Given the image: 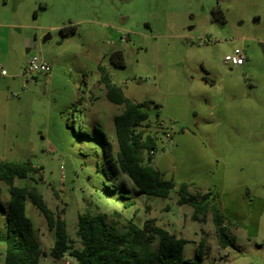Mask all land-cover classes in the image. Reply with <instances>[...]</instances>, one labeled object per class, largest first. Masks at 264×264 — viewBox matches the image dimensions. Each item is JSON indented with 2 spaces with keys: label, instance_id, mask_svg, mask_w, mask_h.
<instances>
[{
  "label": "rangeland",
  "instance_id": "obj_1",
  "mask_svg": "<svg viewBox=\"0 0 264 264\" xmlns=\"http://www.w3.org/2000/svg\"><path fill=\"white\" fill-rule=\"evenodd\" d=\"M261 43L264 0H0V163H30L35 173L14 186L34 187L76 247L77 216L106 214L119 230L152 220L186 240L185 261L202 243L203 264H264ZM235 50L242 67L229 64ZM34 57L49 73L25 75ZM104 75L130 102L159 106L136 131L153 139L149 164L176 186L168 198L138 192L120 172L108 178L97 132L114 156L113 119L125 107L106 100ZM183 183L197 203L217 204L233 246L220 247L210 214L196 222L178 205ZM0 201L6 209L1 181ZM25 215L44 253L38 264H76L51 258L55 236L29 202ZM5 223L0 211L3 235ZM4 254L0 243V264Z\"/></svg>",
  "mask_w": 264,
  "mask_h": 264
},
{
  "label": "trees",
  "instance_id": "obj_2",
  "mask_svg": "<svg viewBox=\"0 0 264 264\" xmlns=\"http://www.w3.org/2000/svg\"><path fill=\"white\" fill-rule=\"evenodd\" d=\"M105 86L106 100L117 106L124 105V110L114 117L113 124L118 150L110 156L111 144L105 134L99 130L98 137L108 169V178L118 174L125 175L138 192L158 199H166L174 192L176 186L171 180L164 179L163 174L153 168L149 162L155 149L152 138L142 139L136 129L148 120L145 109L159 106L151 101L132 103L127 100L123 91L112 84L107 75L100 79ZM148 153L143 159V153ZM146 161V162H145ZM35 173L29 162L0 163V181L8 187L9 201L5 209L0 201V211L5 215V234L0 233V243L5 246L3 264H38L44 255L35 237L31 221L25 215V205L32 204L44 217L47 229L53 232L55 241L50 249L54 260L65 257L76 264H203L204 247L200 243L193 261L182 258L183 248L187 241L157 227L152 220H147L142 227L131 221L119 230L108 222L106 214L89 213L77 216L75 238L66 232L65 223L59 216L54 217L45 205L41 195L34 187H15L14 181L26 180ZM109 188L117 190L113 183ZM178 205H188L193 209L192 220L202 221L207 214L211 215L216 237L221 248L234 245L226 233L224 224L227 219L220 213L215 202L197 203V196L188 191L189 184L177 187ZM122 189H124L122 187ZM206 199V196H203ZM117 215V214H115ZM151 244H155L152 248Z\"/></svg>",
  "mask_w": 264,
  "mask_h": 264
},
{
  "label": "built area",
  "instance_id": "obj_3",
  "mask_svg": "<svg viewBox=\"0 0 264 264\" xmlns=\"http://www.w3.org/2000/svg\"><path fill=\"white\" fill-rule=\"evenodd\" d=\"M245 58L241 51L235 50L231 58L229 59V64L233 67H242L244 65ZM50 63L47 61H38L37 58H31L28 60L25 67V75L33 76L35 74L46 75L50 71ZM0 77H4V72L0 66ZM153 155V151L150 152Z\"/></svg>",
  "mask_w": 264,
  "mask_h": 264
},
{
  "label": "water",
  "instance_id": "obj_4",
  "mask_svg": "<svg viewBox=\"0 0 264 264\" xmlns=\"http://www.w3.org/2000/svg\"><path fill=\"white\" fill-rule=\"evenodd\" d=\"M46 40H47V37L44 38L42 42L44 43ZM25 48H26L25 49V53L26 54H28L30 52V50L32 49V48L28 47V45H26ZM258 48L260 49L261 55H262V57L264 59V43L258 44Z\"/></svg>",
  "mask_w": 264,
  "mask_h": 264
},
{
  "label": "crops",
  "instance_id": "obj_5",
  "mask_svg": "<svg viewBox=\"0 0 264 264\" xmlns=\"http://www.w3.org/2000/svg\"><path fill=\"white\" fill-rule=\"evenodd\" d=\"M26 45H28V47L32 48V45H31V43H30V42H28ZM243 66H244V65H243ZM25 206H26V205H25ZM62 260H64V259L57 260V261H62Z\"/></svg>",
  "mask_w": 264,
  "mask_h": 264
}]
</instances>
